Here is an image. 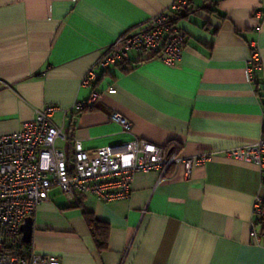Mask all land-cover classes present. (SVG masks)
<instances>
[{
    "label": "crops",
    "instance_id": "crops-1",
    "mask_svg": "<svg viewBox=\"0 0 264 264\" xmlns=\"http://www.w3.org/2000/svg\"><path fill=\"white\" fill-rule=\"evenodd\" d=\"M174 1L0 0L1 134L57 106L54 122L70 138L56 145L69 154L74 139L95 155L137 136L162 146L178 141L181 156L210 155L189 175L183 163L165 177L136 173L127 199H68L55 188L34 215L38 253L62 264H264V225L251 234L254 203L264 198L261 168L224 153L264 136V0H193L180 15ZM162 12L186 33L175 64L133 50L82 85L108 45ZM252 48L262 62L253 77ZM94 91L95 107L78 111L77 101ZM115 113L131 121L130 131ZM85 208L109 224L106 247Z\"/></svg>",
    "mask_w": 264,
    "mask_h": 264
},
{
    "label": "built area",
    "instance_id": "built-area-1",
    "mask_svg": "<svg viewBox=\"0 0 264 264\" xmlns=\"http://www.w3.org/2000/svg\"><path fill=\"white\" fill-rule=\"evenodd\" d=\"M191 0H175L171 5L179 15L190 7ZM264 13L259 12L262 18ZM186 33L165 12L151 17L148 25L137 31H126L108 45L103 54L87 70L82 85H92L107 70L129 60L130 51L155 55L166 63L175 64L182 55ZM256 49V48H255ZM257 49L250 62V74L261 67ZM115 87L108 88L116 93ZM100 92L94 91L87 100L77 101L75 107L84 111L95 107ZM57 106H47L36 113L33 121L11 134L0 133V264H62L55 255L41 254L33 244L24 241L22 225L34 217L39 205L50 201L52 191L58 188L68 199L77 194H93L104 201L127 199L133 192L135 174L159 171L165 177L169 169L183 163L189 175L193 167L203 164L210 155L200 153L181 156L180 143L157 145L133 136L118 146H103L91 155L82 141L74 139L69 154L57 147V140L70 138L54 122ZM112 118L124 130L130 131L131 121L119 113ZM225 155L237 160L254 162L262 171L264 187V136L257 142L228 148ZM256 224L251 234L257 235L256 225H264V198L259 195L253 206Z\"/></svg>",
    "mask_w": 264,
    "mask_h": 264
},
{
    "label": "trees",
    "instance_id": "trees-1",
    "mask_svg": "<svg viewBox=\"0 0 264 264\" xmlns=\"http://www.w3.org/2000/svg\"><path fill=\"white\" fill-rule=\"evenodd\" d=\"M193 0H191L192 3ZM190 3V4H191ZM188 10V8L186 9ZM180 15V14H179ZM256 49L252 48V51L254 52ZM84 215L88 221V224L94 234L95 239L98 242V245L100 248L107 246V241L109 237L110 227L109 224L101 219H98L94 212L91 210H88L87 208L84 209ZM33 244L32 242L28 243V245Z\"/></svg>",
    "mask_w": 264,
    "mask_h": 264
},
{
    "label": "water",
    "instance_id": "water-1",
    "mask_svg": "<svg viewBox=\"0 0 264 264\" xmlns=\"http://www.w3.org/2000/svg\"><path fill=\"white\" fill-rule=\"evenodd\" d=\"M24 241L30 243L33 239L34 232V217L29 216L25 219L22 225Z\"/></svg>",
    "mask_w": 264,
    "mask_h": 264
}]
</instances>
